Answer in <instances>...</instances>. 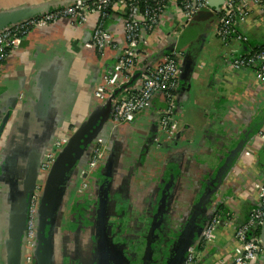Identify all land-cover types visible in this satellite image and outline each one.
Returning <instances> with one entry per match:
<instances>
[{
	"label": "crops",
	"instance_id": "0c3cea01",
	"mask_svg": "<svg viewBox=\"0 0 264 264\" xmlns=\"http://www.w3.org/2000/svg\"><path fill=\"white\" fill-rule=\"evenodd\" d=\"M68 1L0 0V12ZM123 16L120 10L109 16L105 58L90 46L96 22L91 16L81 27L63 21L31 33L3 66L0 123L7 115L8 120L0 135V264H8L9 248L18 247L20 236L11 242L10 231L24 211L40 158L47 146L69 138L85 122L94 88L125 48ZM192 21L184 26L181 10L173 5L146 36L153 58L172 50L184 54L171 138L139 119L114 130L107 168L96 174L84 156L77 161L55 211L51 264H107L108 234L121 242L128 235L137 241L153 218L159 244L137 260L134 252L131 264H168L188 237L197 252L191 264H229L238 255L234 233L264 186V141L257 139L264 128V84L233 63L264 42V12L251 8L244 30L248 44L224 45L212 15ZM152 103L154 111L161 109L159 96ZM96 139L107 142L102 131ZM219 209L234 220H221L213 245L206 248L200 241L203 223ZM166 230L168 241L161 245Z\"/></svg>",
	"mask_w": 264,
	"mask_h": 264
},
{
	"label": "built area",
	"instance_id": "2783aa9c",
	"mask_svg": "<svg viewBox=\"0 0 264 264\" xmlns=\"http://www.w3.org/2000/svg\"><path fill=\"white\" fill-rule=\"evenodd\" d=\"M144 4V6H141ZM177 6L184 17V26L202 12L215 18L213 30L224 45L232 43L245 44L247 37L245 27L252 7L264 12V0H225L218 10L208 6V0H91L75 1L66 7L53 10L39 17L9 26L0 31V78L3 66L12 50L33 32L52 27L66 21L72 27H81L88 23L91 16L95 17L90 46L98 58L106 56L110 44L108 19L111 12L123 11L122 33L125 48L120 52L113 70L102 76L91 96V110L102 106L111 98V114L105 132L113 133L121 126H131L139 119L154 123L157 129L171 138L175 115L178 112L181 89V64L184 54L172 50L155 60L147 54L146 36L152 34L161 24V17L170 6ZM234 69L252 72L259 85L264 84V44L256 50L238 56L233 63ZM137 78L132 82L133 77ZM117 92V93H115ZM161 98V109L153 110V100ZM104 132V133H105ZM257 139L264 141V128ZM64 145L58 138L53 142L51 150L45 155L40 171L46 174ZM106 143L97 139L91 144L88 169L96 170L106 158ZM42 188L35 187L28 207L24 247L27 255L26 264H33L32 252L36 243L38 220V204ZM257 204L250 210L246 222L238 226L234 239L238 244V255L229 264H260L263 254L259 236L253 231L264 222V186L257 190ZM222 220L221 211L216 212L202 229L200 241L206 248L214 243V232ZM234 217L224 214V221L229 224ZM194 248L189 249L185 264H191L196 258Z\"/></svg>",
	"mask_w": 264,
	"mask_h": 264
},
{
	"label": "water",
	"instance_id": "95a60500",
	"mask_svg": "<svg viewBox=\"0 0 264 264\" xmlns=\"http://www.w3.org/2000/svg\"><path fill=\"white\" fill-rule=\"evenodd\" d=\"M75 1H85V0H70L59 6H37V7H24L21 9L10 10L0 12V31L4 30L9 26H13L17 23L26 21L28 19L39 17L43 14L49 13L53 10L66 7ZM225 0H208V6L211 9L218 10ZM210 18V15L203 13L193 19V22L200 21ZM157 58H155L156 60ZM137 78L135 75L129 85L134 82ZM182 91V90H181ZM117 93V92H115ZM111 114V98L108 99L102 106L93 108L91 110V105L89 108L88 118L83 122V124L74 131V133L68 138V136L62 138L64 140V145L61 150L56 154L55 160L46 174H42L40 171L41 164L45 160V155L50 152L53 145L47 146L43 156L39 160L37 177L34 185L28 188L26 191L23 205L24 211L16 223L13 224L10 231L11 242L20 236L18 239V247L13 246L9 248V260L8 264H20V254L25 262L26 248L24 247V233L26 231L27 217H28V207L32 195L35 193V187L40 186L42 191L39 197L38 204V220H37V230H36V243L33 250V261L35 264H51V235H52V224L55 216V211L58 208L60 199L62 198V193L66 186V181L71 168L77 165V161L84 156L86 150L95 142L102 131L104 136L107 137L105 156L103 163L94 172L96 174L108 167L110 148L113 133L105 132L108 127V121ZM8 115L0 123V135L6 132V122ZM105 132V133H104ZM105 139V138H104ZM89 189V188H88ZM99 190V187H98ZM1 194V190H0ZM224 212L221 214L222 222L224 221ZM212 214L208 219H205L203 223V228L206 223L213 217ZM202 228V229H203ZM22 232V237L20 235ZM202 232V230H201ZM264 222L261 225V234L259 235L260 244L263 249V254L260 256V264H264ZM201 236V233H200ZM184 240V239H183ZM189 238L181 241L180 244L173 251L172 257L168 264H185L189 249L193 248ZM263 261V262H262ZM26 264V263H25Z\"/></svg>",
	"mask_w": 264,
	"mask_h": 264
},
{
	"label": "flooded vegetation",
	"instance_id": "af4514ba",
	"mask_svg": "<svg viewBox=\"0 0 264 264\" xmlns=\"http://www.w3.org/2000/svg\"><path fill=\"white\" fill-rule=\"evenodd\" d=\"M154 124V123H153ZM90 155V148H88L84 154L85 162L88 164ZM152 223L150 222V225L146 227V229L143 231L142 229V235L139 236V238L136 240H132L131 236L128 235L125 237L122 242L116 238V235L108 234L110 239L109 242V249L107 252V255L109 258H107V264H131L134 260V252L136 256V260L138 257H141L146 253V248L152 249L154 248L159 242H156V226H155V218L152 219ZM167 230L164 233V236L162 237V240H160V244L164 245L167 244ZM121 235V234H119ZM118 235V236H119ZM134 241V242H132ZM108 245V244H107ZM135 247L136 245V251L131 248V246ZM144 247V252L142 253L141 249ZM152 256H148L147 259L150 261ZM141 260V259H139ZM145 264H150L149 262H145Z\"/></svg>",
	"mask_w": 264,
	"mask_h": 264
},
{
	"label": "trees",
	"instance_id": "16d2710c",
	"mask_svg": "<svg viewBox=\"0 0 264 264\" xmlns=\"http://www.w3.org/2000/svg\"><path fill=\"white\" fill-rule=\"evenodd\" d=\"M141 6H144V4H141ZM202 13H204V12H202ZM197 16H199V14H197L195 17H197ZM248 42H249V39L247 38V43L246 44H248ZM264 44V42L263 43H261V44H259L258 46H254V47H252V50H256L257 48H259L260 46H262ZM250 52V51H249ZM220 211V209L218 210V212ZM253 233L256 235V236H259L260 234H261V226L260 227H258V228H256L254 231H253ZM189 238V237H188Z\"/></svg>",
	"mask_w": 264,
	"mask_h": 264
}]
</instances>
